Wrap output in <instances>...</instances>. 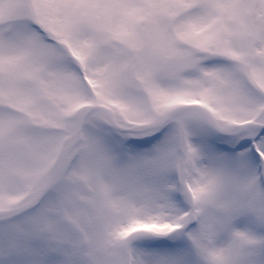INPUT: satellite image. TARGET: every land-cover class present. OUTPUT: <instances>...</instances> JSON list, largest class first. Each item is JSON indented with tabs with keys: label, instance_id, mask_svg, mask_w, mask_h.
<instances>
[{
	"label": "snow or ice",
	"instance_id": "snow-or-ice-1",
	"mask_svg": "<svg viewBox=\"0 0 264 264\" xmlns=\"http://www.w3.org/2000/svg\"><path fill=\"white\" fill-rule=\"evenodd\" d=\"M0 264H264V0H0Z\"/></svg>",
	"mask_w": 264,
	"mask_h": 264
}]
</instances>
